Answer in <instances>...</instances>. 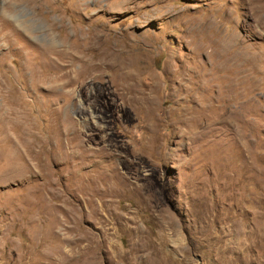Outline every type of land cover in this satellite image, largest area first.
<instances>
[{"label": "rangeland", "instance_id": "1", "mask_svg": "<svg viewBox=\"0 0 264 264\" xmlns=\"http://www.w3.org/2000/svg\"><path fill=\"white\" fill-rule=\"evenodd\" d=\"M253 7L0 0V264H264Z\"/></svg>", "mask_w": 264, "mask_h": 264}, {"label": "bare ground", "instance_id": "2", "mask_svg": "<svg viewBox=\"0 0 264 264\" xmlns=\"http://www.w3.org/2000/svg\"><path fill=\"white\" fill-rule=\"evenodd\" d=\"M248 1H250V5H254V7H253V10H254V14H255V16H260V15H262V13L264 12V0H248ZM6 5V4H5ZM251 7V6H250ZM11 8V4L10 5H8V9H10ZM4 10V13L6 14V15H8V12L6 11V8H4L3 9ZM10 11V10H9ZM11 13V12H10ZM2 15H3V13H2ZM12 16V15H11ZM1 17V16H0ZM9 17H10V15H9ZM261 17V16H260ZM12 18V17H11ZM13 18H14V16H13ZM5 20V19H4ZM19 23H20V26H22L24 29H25V31L27 32V33H29V34H32V30H33V28H35L36 26V23H33V25H30V26H27L26 24H25V22L24 21H18ZM258 23L259 24H263V20H262V18H259V20H258ZM2 25V24H1ZM16 28V27H15ZM18 32H19V30H18ZM6 39V38H5ZM49 49L51 50V51H47L48 49L46 48V51L47 52H53V54L55 55V59H54V61L55 62H58L59 63V61H63V60H69V58H70V54H66L65 52L66 51H64V52H61V53H58V52H56L55 51V47H54V45H51L50 47H49ZM57 56V57H56ZM63 66H66V65H63ZM66 69V68H65Z\"/></svg>", "mask_w": 264, "mask_h": 264}]
</instances>
